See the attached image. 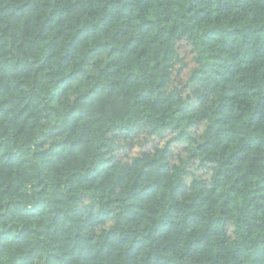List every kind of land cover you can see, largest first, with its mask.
I'll return each instance as SVG.
<instances>
[{
  "label": "trees",
  "instance_id": "16d2710c",
  "mask_svg": "<svg viewBox=\"0 0 264 264\" xmlns=\"http://www.w3.org/2000/svg\"><path fill=\"white\" fill-rule=\"evenodd\" d=\"M0 264H264V0H0Z\"/></svg>",
  "mask_w": 264,
  "mask_h": 264
},
{
  "label": "rangeland",
  "instance_id": "374dc122",
  "mask_svg": "<svg viewBox=\"0 0 264 264\" xmlns=\"http://www.w3.org/2000/svg\"><path fill=\"white\" fill-rule=\"evenodd\" d=\"M181 55L184 56V64L185 67H183L182 70L175 72L173 75L174 78V85L183 83L188 74H189V69L191 68V58L190 54L188 52V49L186 46H181L180 49ZM100 55H94L90 59V66L88 68V72L90 74L96 73V71L93 69L91 66L92 63L96 61L97 58H99ZM79 89H83L82 86L79 87ZM55 105V104H54ZM46 128L50 129V124L46 123ZM203 129V124H199L197 126H194L190 129V136L192 139V143H195L199 140L200 134ZM171 139V135H164L162 138H144V137H139L138 140L133 141L131 144L128 145H119V148L116 149L117 153V160H120L123 163H127L132 157L137 156L139 154L148 152V153H153L154 148L156 147H162L165 143L168 142V140ZM122 146V147H121ZM188 147V143L186 142H174L171 141L169 148L171 150V155H172V162L177 163L178 159H186L187 154L185 152V149ZM189 174L185 176V182H189L192 176H198L203 178L204 180L208 181V178L210 176V170L209 169H198L196 167L195 163H190L189 167ZM227 232L231 235L232 234V227L227 228Z\"/></svg>",
  "mask_w": 264,
  "mask_h": 264
}]
</instances>
